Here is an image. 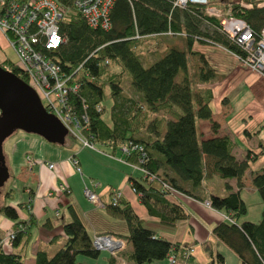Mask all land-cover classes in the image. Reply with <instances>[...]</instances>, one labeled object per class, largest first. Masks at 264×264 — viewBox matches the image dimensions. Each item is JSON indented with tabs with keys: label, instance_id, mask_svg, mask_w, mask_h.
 <instances>
[{
	"label": "trees",
	"instance_id": "obj_1",
	"mask_svg": "<svg viewBox=\"0 0 264 264\" xmlns=\"http://www.w3.org/2000/svg\"><path fill=\"white\" fill-rule=\"evenodd\" d=\"M56 1L63 13L58 21L63 41L48 54L63 72L78 68L73 75L78 83L77 95H70L69 100L80 123L84 124L83 135L101 143L123 145L128 141L141 146L140 165L146 174L129 176L128 184L147 213L156 216L163 226H173L184 219L185 214L177 201L169 199L168 193L161 190L160 183H166L182 195L195 196L192 191L199 188L205 177L234 179L235 191L225 182V195L208 197L209 206L222 211L227 218L213 226L212 234L236 256L238 264H264V163L250 169L254 151L248 149L243 158H236L232 153L234 142L228 136L198 140L196 134L195 120H207L212 133L218 124L211 119L210 91L191 88L187 55L202 58L191 49L193 42L234 50L214 27L217 21L205 16L201 9L173 8L170 0H113L108 15L110 26L103 30L88 26L72 8V0ZM242 1L252 6L232 5L231 14L240 16L258 32L264 22V5L256 6V3L264 0ZM167 30L183 33L186 49L170 46L143 64L137 52L140 42ZM114 63L118 65L117 72L109 70ZM202 66L197 82L214 76L204 62ZM11 71L23 79L17 68L12 66ZM124 75L133 96L130 99L122 95L120 78ZM105 87L111 99L110 126L102 121L101 108L96 109L103 100ZM81 99L88 118L86 123L79 117ZM138 154L133 151L125 159L135 161ZM247 179L258 193L262 208L257 221L238 223L236 219L246 211L238 190ZM63 193L68 194V187ZM102 204L108 213L124 222L125 232H104L119 236L129 246L122 258L124 264H157L170 255L175 257L178 243H171L146 227L124 198L119 196L114 204L110 200ZM67 209L69 220L61 226L63 243L51 255L36 250L33 264H86L76 262L75 256L97 257L99 250L92 246L90 235L74 207L68 204ZM0 213L13 222L9 230L13 238L6 246L0 242V264H23L22 256L12 252V247L26 233L29 223L19 220L16 209L7 204L0 205ZM113 260L108 255L107 264H114Z\"/></svg>",
	"mask_w": 264,
	"mask_h": 264
},
{
	"label": "crops",
	"instance_id": "obj_2",
	"mask_svg": "<svg viewBox=\"0 0 264 264\" xmlns=\"http://www.w3.org/2000/svg\"><path fill=\"white\" fill-rule=\"evenodd\" d=\"M0 41L4 43L1 35ZM0 48L4 47L0 45ZM191 49L202 54L206 52L204 57L213 69L212 78L197 83L201 88L200 91L205 89L210 91L208 106L211 119L218 124L215 133H212L207 120H195L197 139L228 136L234 142L232 153L236 158H243L250 149L256 154L254 160L249 162V168L260 166L264 163V75L239 66L230 53L216 45H201L193 42ZM3 60L4 58L0 57V61ZM97 143L103 151L97 154L108 158L103 154L109 153L108 149L102 145H110L109 142ZM119 145L111 144V153L119 148ZM82 149L76 152L75 144L66 137L63 143L58 145L20 130L13 131L3 140L2 152L8 178L0 188V205L12 206L17 211L18 219L29 223L26 233L19 239L18 244L12 247V252L22 256L23 264H33L36 250H43L50 255V251L56 250L53 248L54 245L63 243L61 226L69 220V215L60 210V215L56 214V216L55 212L53 216H60L61 222L52 220L50 207H54L53 200L58 205L64 201L66 208L71 204L87 231L91 230L89 235L94 232L118 231L106 226L101 219V210H105L103 207L86 209L78 201H75V205L65 197L61 199L58 187L60 185L68 187L69 194L72 185L70 177L74 170L82 176L84 162ZM93 159L100 160L98 156ZM47 162L53 163L51 169L46 167ZM129 176L132 174L129 173ZM88 177L93 182V178L89 175ZM127 178L117 184V189L110 187L108 192L113 189L119 191L120 196L128 201L133 212L144 221L146 227L169 242L178 243L179 250L175 253V264H238L236 256L212 234L213 226L227 220L226 215L202 203L204 200L208 201L211 194L225 195V182L235 191L234 179L220 180L215 176L205 177L199 188L192 191L195 196L169 197L177 201L185 218L175 222L173 226H163L156 216L149 215L145 207L139 203L137 195L128 186ZM95 187L96 184L93 188ZM238 192L243 201L248 192L252 195L256 193L248 179ZM98 195L101 197L100 194ZM53 196L56 198L52 199ZM12 223L0 213V240L5 239L13 227ZM5 242L3 241L2 245L6 246ZM184 245L185 247L182 248L181 246Z\"/></svg>",
	"mask_w": 264,
	"mask_h": 264
},
{
	"label": "built area",
	"instance_id": "obj_3",
	"mask_svg": "<svg viewBox=\"0 0 264 264\" xmlns=\"http://www.w3.org/2000/svg\"><path fill=\"white\" fill-rule=\"evenodd\" d=\"M170 1L173 8L201 9L205 16L215 19L217 26L214 27L224 35L234 50L220 45L216 46L230 53L242 67L264 75V22L259 31L255 32L243 18L231 14L232 5L250 8L251 3H245L242 0ZM112 2L113 0H72V8L81 14L88 26L106 30L110 26L108 15ZM262 5L264 1L256 3V6ZM62 14L56 0H0V35L15 58L12 63H3L2 67L7 71H11L12 66L17 68L24 79L22 80L35 92L45 110L60 121L67 133H80L77 139L82 147L93 149L92 137L83 136L84 124L80 123L77 112L69 100L70 95H77L78 83L73 75L78 68L73 72H63L48 54L63 41L58 29V21ZM182 34L173 33L170 30L160 33V35L170 36H183ZM80 106L79 117L82 122L86 123L88 118L84 112L85 104L82 99ZM99 108L97 104L96 109ZM121 151L125 156L133 151L139 152L137 159L129 163H132L139 173L146 174V170L140 165L143 160L140 145L127 141L121 146ZM73 162L75 163L74 160ZM45 165L48 169L53 167V163L50 162ZM160 186L169 197L182 196L166 183H160ZM65 188L60 185L58 192H64ZM83 193L89 201L103 206L99 197L92 191L84 187ZM119 196V191L112 190L109 197L110 202L114 204ZM206 204H209L208 201ZM12 238V233L8 232L5 239L0 242L6 241L5 244H9ZM104 241L111 242V244L106 245ZM113 242L116 244L112 245ZM123 242L124 240L119 236L104 233L103 235L93 234L91 244L96 250L112 249L113 254L123 246ZM168 260L173 264L174 256L170 255Z\"/></svg>",
	"mask_w": 264,
	"mask_h": 264
},
{
	"label": "rangeland",
	"instance_id": "obj_4",
	"mask_svg": "<svg viewBox=\"0 0 264 264\" xmlns=\"http://www.w3.org/2000/svg\"><path fill=\"white\" fill-rule=\"evenodd\" d=\"M225 1H230V0H225ZM200 28L202 30H206V27L204 25H200ZM184 43H185L184 38L181 36H175V35L173 36H170V35L151 36L140 42V44L137 47L138 48L137 52H139V55H140V58L143 64H147L153 59H155L157 56L165 52V50L170 46L176 47L181 50H185L186 46ZM195 44H200V43L195 42ZM0 45L4 47L2 49L0 48V57H3L4 59H6L5 61L6 63L14 62L15 60L14 54L8 47H5V45L7 46L6 42L4 41L3 43L0 41ZM201 45H204V44H201ZM196 53L202 55V58L198 57L197 55H187V73L190 78L192 90L201 89L199 88L198 83H197V73L200 67L203 65V62L206 64V67L211 68V66L207 62V58L204 57V54L206 52L202 54L201 52L196 51ZM234 62L237 63L239 66H241L237 61L234 60ZM202 67L204 68V66ZM109 70L112 72H117L119 70L118 65L116 66L115 63L112 64ZM120 80H121V86L123 90L122 91L123 97H127V99L132 98L133 96L131 95V91L129 90V87H128L127 75L126 76L124 75V77L122 76ZM103 92H104L103 100L100 101L99 103V107L101 108V111H102L101 113L102 121L104 123L111 124L110 113H109V105L111 103V99L107 95L106 87L103 88ZM77 136H80V133L79 134L75 132L74 134L66 133L65 135V137L72 144H75L76 152L78 151V149L83 148L82 158L84 162H83V168L81 167L82 176L73 169L74 170L73 175H71L70 177V182H72V185H70L71 192L67 195L61 192L60 194L61 199L62 197H65V199L67 198L69 201H73L75 205H76L75 201L76 202L78 201L80 205L85 207L86 209H90L91 207L92 209L93 208L96 209L97 207L100 209V207H103V206L99 205L96 202L89 201L87 197L84 195L83 193L84 187L92 191L95 195L100 194L101 197H99V199L102 202H107L110 197L108 195V190L110 187L117 189L118 187L117 184L125 180L128 177L129 173L132 174V177H137L139 172L135 169L132 163H129V162H133L132 160L124 161L125 154L121 151L122 144L119 145V148H116L115 150H113L112 153H111V143H109L110 145H102V147L108 149L107 152H109V153H103L105 154L106 157H108V158H105L101 154L100 155L97 154V153L103 152L99 146V143H97L91 138L93 142L92 143L93 149L88 150L87 148L86 150L85 147H82L80 145L77 139ZM97 156L99 157L100 160L93 159L94 157H97ZM88 175L93 178L92 179L93 182L90 181V178L88 177ZM95 184H96V187L93 188ZM128 186L130 190L132 191L129 184ZM245 196L246 197H245L244 202L246 206V211L244 214L238 216V218L236 219L238 223H240L241 221L255 222L260 217L262 205H261L258 193L254 192V194L252 195L251 192H248ZM55 198H56L55 196L52 197V199H55ZM53 201L55 203H54V207L52 206L50 207L51 208L50 218L54 221L61 222L60 216L54 217L53 214L56 212V214L60 215L59 213L60 210L61 212H64V214H68L69 212L66 208V204L64 201H61V204L58 205V203L55 200ZM206 201L207 200H204L202 203L205 206L210 207L209 204L208 205L206 204ZM97 212L100 213L99 210H97ZM101 215H102L101 219L105 222L106 226L108 225L110 226L112 230L114 231L118 230L117 232H120V233L125 232L124 222L120 218L108 214L105 210H101L100 216ZM89 232H91L90 229L88 230V233ZM93 234L103 235L104 232L92 233L90 235L91 241H92ZM59 246L60 245H54L53 248L57 249ZM127 250H128V246L124 241L123 246L119 248V250H116L113 254H112L113 252L112 249L108 251L99 250L96 258H89V257L81 256V255H76L75 261L79 263H86V264H107L108 255H111V257L114 259L113 260L114 264H124L122 261V258L124 259V254L126 253ZM52 253L53 251H50V255ZM174 259L175 261L173 264H175L176 262V257H174ZM157 264H172V263H170L169 260L166 258V259H162L158 261Z\"/></svg>",
	"mask_w": 264,
	"mask_h": 264
},
{
	"label": "water",
	"instance_id": "obj_5",
	"mask_svg": "<svg viewBox=\"0 0 264 264\" xmlns=\"http://www.w3.org/2000/svg\"><path fill=\"white\" fill-rule=\"evenodd\" d=\"M15 130L35 134L58 145L63 143L67 133L60 121L45 110L35 92L0 65V188L8 178L2 142Z\"/></svg>",
	"mask_w": 264,
	"mask_h": 264
},
{
	"label": "bare ground",
	"instance_id": "obj_6",
	"mask_svg": "<svg viewBox=\"0 0 264 264\" xmlns=\"http://www.w3.org/2000/svg\"><path fill=\"white\" fill-rule=\"evenodd\" d=\"M104 243H105L106 245H107V244H109V245L111 244V242H107V241H104ZM113 244H116V243L113 242L112 245H113ZM114 246H115V245H114ZM114 246H113V247H114Z\"/></svg>",
	"mask_w": 264,
	"mask_h": 264
},
{
	"label": "flooded vegetation",
	"instance_id": "obj_7",
	"mask_svg": "<svg viewBox=\"0 0 264 264\" xmlns=\"http://www.w3.org/2000/svg\"><path fill=\"white\" fill-rule=\"evenodd\" d=\"M5 59L3 60V61H0V65L2 66L3 65V63H5Z\"/></svg>",
	"mask_w": 264,
	"mask_h": 264
}]
</instances>
